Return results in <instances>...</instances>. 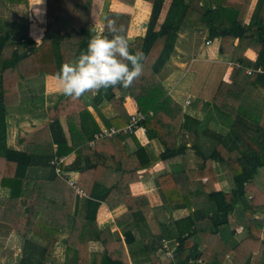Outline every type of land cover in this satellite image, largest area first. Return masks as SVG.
<instances>
[{"label": "trees", "instance_id": "1", "mask_svg": "<svg viewBox=\"0 0 264 264\" xmlns=\"http://www.w3.org/2000/svg\"><path fill=\"white\" fill-rule=\"evenodd\" d=\"M119 1L131 6L135 0ZM146 1L151 6L145 31L133 38L127 35L129 12L106 10L98 32L92 19V0H45V25L40 39L35 40L24 31L12 40L5 29L3 6L7 2L27 6L28 0H0V140L7 138L8 107L19 103L20 82L42 74L57 77L62 64L85 52L93 36L111 35L105 31L108 19L123 26L130 51L144 54L143 73L131 87L100 89L90 100L85 95L78 99L62 97L46 109L48 121L33 132L31 141L38 148H7L0 155V187L9 188L8 196H0L1 216H11L7 222L25 240L30 241L29 235L34 233L46 241L37 253L34 248L28 249L18 264H129V259L138 264H191L197 259L205 264H224L231 249V264H264L260 254L264 247L260 238L264 192L253 181L258 169L264 168V115L241 102L245 94L264 102V0H169L162 19L159 18L165 0ZM139 10L143 11L140 7ZM21 21L26 30V14ZM194 31L205 32L208 40L217 38L218 51L228 55L233 63L229 80L219 81L212 100H197L193 105L225 126L219 130H198L200 120L189 115L165 85L166 68L179 33ZM248 49L256 53L254 60L245 54ZM125 96L132 97L144 115L140 124L147 137L161 144L157 156L150 158L133 133L94 138L101 127L88 106L97 108L103 102L111 103L115 114H100V118L107 127H122L129 118L123 107ZM184 130L195 134L193 143L187 145ZM206 133L214 143L205 151L197 141L200 134ZM126 135L135 140L133 151L127 150ZM189 148L199 158L196 167L169 171L168 164L180 161ZM71 153L73 160H62L57 166L62 171L78 173L75 186L85 193L82 196L75 186L59 178L52 162ZM157 160L164 164L163 173L157 177L164 201L171 207L189 210L188 215L175 221L178 244L173 257L164 259L156 256L152 243L137 241V214L148 200L145 195L130 191V183L139 179V170ZM212 162L228 166L232 178L229 189H215L210 179L200 185L192 182V178L207 175ZM30 167H47L50 174L29 179ZM201 196L212 203L211 212L202 207ZM102 202L110 209L121 204L126 207L114 219L123 240L113 237L109 227H98L96 212ZM238 203L247 216V233L229 247L219 236V228ZM41 213L61 227H69L68 235L62 239V259L55 258L54 253L59 228L40 218ZM256 213L263 216L255 217ZM91 240L100 241L103 249L90 251Z\"/></svg>", "mask_w": 264, "mask_h": 264}, {"label": "crops", "instance_id": "2", "mask_svg": "<svg viewBox=\"0 0 264 264\" xmlns=\"http://www.w3.org/2000/svg\"><path fill=\"white\" fill-rule=\"evenodd\" d=\"M255 1V0H254ZM253 1V2H254ZM169 0H165L163 9L161 11V15L159 19H162L164 16L165 10L168 6ZM134 5H136L134 9ZM151 4L146 0H135L133 6L123 3L119 0H109L108 2V9L122 11V12H129L131 14V19L129 23V27L127 30V35L129 38H133L136 35L143 34L145 31V23L148 19V15L150 12ZM39 7V5H38ZM41 16H45V0H41ZM139 7L142 8L143 11L139 10ZM3 8H5V22L15 23V22H22L21 16L24 14L27 15L28 18V25H26L27 34L32 37L30 34V30L33 29L37 32H40L38 35L40 37L43 34L44 27L40 25V20L36 24L34 23L33 15L35 11H32V0H28V5L25 6L23 4H14V3H6ZM93 10V7H92ZM105 10V11H106ZM104 11V12H105ZM135 13V14H134ZM104 14V13H103ZM135 15H137V19H135ZM142 15V16H141ZM163 15V16H162ZM146 17V20L141 23L138 27L135 23V20H138V17ZM133 18V19H132ZM12 20V22L10 21ZM143 21V20H142ZM36 25V26H35ZM103 25V22H102ZM102 26L100 27L101 30ZM5 29L7 30V26L5 25ZM99 30V29H97ZM99 30V31H100ZM11 31V30H10ZM202 35V39L198 40V36ZM35 39L34 37H32ZM207 34L201 31H194V32H183L179 33L176 43H175V51L172 55L170 61L168 62L167 68L168 72L166 78H171L173 74L178 71V68H182L183 65L186 63V56L189 54L194 57H191V60L194 62L199 60L195 64V68L198 70H202L206 76L210 73L215 72L221 77V80L228 81V77L232 68L233 63L230 61L228 55L221 54L220 56L217 55L218 46L215 49L210 47L211 40L217 39H210V42L207 44ZM37 38L35 40H39ZM219 40L217 39V42ZM219 43V42H218ZM197 54L199 57H196ZM245 54L252 60L255 59L256 53L248 49ZM225 64V69L223 65ZM42 76L43 79V86L41 91L38 92L39 97H34L33 92L29 90H25V95L23 90L18 89L19 94L21 95L19 103L17 105H12L8 107V134L7 138L4 140H0V155H4L7 148H14L17 150H24L28 147L38 148L37 143H33L31 141L33 139V132L37 130L39 127L43 126L47 121L48 117L46 115V109L53 105L54 101L57 99H61L65 95L62 94L61 90H51L50 86L54 83L60 86V82L57 77L46 74V75H36ZM219 83V82H218ZM218 85V84H217ZM167 87V86H166ZM168 88V87H167ZM217 88V86H216ZM175 88L171 90L170 93H173ZM216 90V89H215ZM215 93V91H214ZM213 93V95H214ZM87 94V93H86ZM85 94V97H86ZM94 94V93H92ZM91 94V95H92ZM194 99H189L191 102L189 106L184 107L186 112L194 117H197L200 121L197 125V129L202 131L204 128L215 129L219 130L221 127H225L221 125L215 120H212V115L207 116L206 111L200 107H193L197 100L201 102H209L212 100V97L208 98L202 96L199 93H196V97H194L193 93H191ZM264 94V92H263ZM24 95V96H23ZM173 96V95H172ZM190 95H186L183 100ZM174 97V96H173ZM91 98V96H90ZM88 100H90L88 98ZM178 101V100H177ZM242 104L250 109L253 112H256L258 115H264V102L259 101L255 97L251 96L250 94L243 95ZM184 101L182 102V104ZM23 106L25 108L23 111ZM199 106H202L200 104ZM123 107L125 111L129 114L137 109V104L135 100L130 96H125ZM88 108L94 115L96 121L98 122L100 127L105 126L100 118V114H103L106 117L113 116L115 111L111 103L103 102L102 104L98 105L97 108L89 105ZM12 110L16 113H12ZM22 111V112H21ZM19 112V113H17ZM30 112V113H27ZM101 112V113H100ZM29 115V116H28ZM61 120L64 125V117H61ZM13 121V122H11ZM66 129V126H63ZM183 139L187 140V145L193 143L196 139L195 134L191 130H184L183 131ZM135 137L139 140V142L145 148L146 153L150 158L155 157L158 153L162 150L161 144L156 139H149L145 134L144 129H137L136 132H133ZM182 136V135H181ZM198 144L206 151L209 149L214 140L212 136L208 133L200 134L198 136ZM125 145L128 151H133L135 149V140L126 135L124 137ZM65 162H69L73 160L74 153H71L68 156H63ZM199 158L196 156V153L193 149H187L183 154L182 158L178 162H172L168 164L169 171L171 172H180L183 169L187 168H194L197 165ZM164 171V164L157 160L151 166L139 170V179L135 182L130 183V191L133 195H145L148 200V205L141 209L140 214H137V222L140 224L139 229L135 230L136 239L137 241H141L147 244L152 243L155 246V254L160 259H164L165 257L162 255L160 251V246L162 244L163 238L170 240L172 244L174 240H176V233H175V221L188 215L189 210L186 208H174L169 206L165 201L160 192V189L157 184V177L163 173ZM67 172L69 178L75 179L77 178L78 173L74 171H64ZM1 173V171H0ZM50 174V170L47 167H30L27 170V177L29 179H34L37 176L39 178L45 177ZM61 180L66 181L63 177L58 175ZM226 176V178H225ZM204 178H206L204 180ZM210 179L213 182L215 189H229L232 186V178L230 175V171L227 165L212 162L211 167L209 168V173L204 175L202 178H192V182H196L197 185L202 184ZM254 185L258 189L264 192V168H259L255 177H254ZM202 182V183H201ZM53 186V185H52ZM57 186V185H56ZM60 186V185H58ZM9 188L8 187H0V196H8ZM82 196V195H81ZM201 205L203 208L208 209L211 212L212 203L209 202L206 196H201ZM2 206H0L1 208ZM126 211V207L121 204L115 207L114 209H110L104 202H102L96 212V221L99 228L109 227L113 232V237L120 238L121 240L124 239V235L122 234L120 228H118L114 222L115 217L119 216L123 212ZM2 212H0V256L3 259V264H6V260L14 259V262L10 264H18V261L21 257L25 254V252L31 248H34V252L37 253V249H39L40 245H44L46 241L41 239L38 235L34 233H30L29 239L27 241L21 236L17 231L12 229L10 224L7 222L11 219L1 216ZM40 218L44 219L48 224L51 226H56L59 228V233L57 235V246L55 247V258L58 249H61V252L57 257L63 258L64 255V245L62 239L68 235V225L62 226L57 221L51 220L45 214L41 213L39 215ZM255 217L263 216L260 213H256ZM246 221L247 216L243 211V205L238 203L235 209L228 215V220L225 224H223L219 228V236L223 239L224 242L228 244L229 247L234 246L238 243L242 238L246 236L247 228H246ZM169 232V236L167 233ZM260 238L264 240V217H263V224L262 230L260 233ZM161 239H163L161 241ZM30 242V243H29ZM37 243V244H36ZM33 246V247H32ZM125 250L127 252V245L124 243ZM103 249V245L100 241L91 240L89 241V250L90 251H97L100 252ZM175 249V248H174ZM232 250V249H231ZM229 251L227 253L224 264H231V261L234 257V252ZM256 252V251H255ZM128 253V252H127ZM174 253V250H173ZM260 254H262L263 261H264V247L261 249ZM36 255V254H35ZM173 257V256H172ZM171 258V257H170ZM200 260V261H199ZM191 264H205L202 259H197L196 261L191 260ZM64 263V261H63ZM129 264H138L133 263L129 259Z\"/></svg>", "mask_w": 264, "mask_h": 264}, {"label": "clouds", "instance_id": "3", "mask_svg": "<svg viewBox=\"0 0 264 264\" xmlns=\"http://www.w3.org/2000/svg\"><path fill=\"white\" fill-rule=\"evenodd\" d=\"M105 31L93 36L85 52L74 61L62 64L57 73L63 95L78 99L100 89L131 87L143 73L144 54L130 51V44L122 25L108 19Z\"/></svg>", "mask_w": 264, "mask_h": 264}, {"label": "rangeland", "instance_id": "4", "mask_svg": "<svg viewBox=\"0 0 264 264\" xmlns=\"http://www.w3.org/2000/svg\"><path fill=\"white\" fill-rule=\"evenodd\" d=\"M108 2H109V0H92V7H93L92 19L94 20L93 22L95 24V27L99 30H100V27L102 26V22H103V13L108 8ZM38 5H39V7H38ZM135 7H136V5H134V9H135ZM41 9H42L41 0H32V11H35L34 12L35 14L33 15L34 23L36 24L37 22H39L38 20H40V25L44 27L45 16L44 15L41 16L42 15ZM141 16L138 17V20H135V22L137 21L135 24L138 27L141 25L142 22H144L146 20V17L144 18ZM135 19H137V15H135ZM10 21L12 22V20H10ZM5 25L7 26V30L9 31L12 40H16L20 32L25 33L24 31H26L25 25L23 24V22H20V21L15 22V23L5 22ZM99 30H98V32H99ZM39 33L40 32H37L34 30V26H33V29L30 30V34H32L31 36L34 37L35 39L37 38V36H38V38H40V35H38ZM202 37H203L202 35L198 36V40L202 39ZM201 41H203V39ZM216 46H218L217 39L211 40L210 47L215 49ZM216 52H217L218 56L221 55V53L218 51V49ZM192 55H196V53L192 54ZM192 55L191 54L187 55L185 58L186 63L183 65V67L180 69L178 68V71H176L171 78L165 79V85L169 89H170V87H171V90L173 88H175L173 93H171V94L181 104L184 101V103H183L184 107H186V106L188 107L190 104V103L185 104V100H183L186 95H190L187 97H190L189 99H191V100L194 99L191 93H193L194 97L197 96L196 93H199L202 96L210 98V97H212L218 82L221 80V77L218 75V73L212 72L208 76H206V74H204V72L202 70L196 69L195 64L199 60H197L195 62L193 60H191V57H194ZM196 57H199V55L197 54ZM223 68L225 69V64L223 65ZM42 82H43L42 76H37V77L33 76V77H30L24 81H21L19 86H18V89L20 87V90L22 89L23 93L25 92V90H27V91L29 90L30 92H33L34 97L35 96L39 97L38 92L41 91V88L43 86ZM50 89L51 90H58V89H60V86L53 83L50 86ZM171 90H169V92ZM91 94H92V92L87 93L85 99L86 100H88V98L90 99ZM24 95H25V93H24ZM247 95H249V94H247ZM57 101H58V99H57ZM55 102L56 101H54V103ZM190 107H191V105L189 106V108ZM25 108H26V106L25 107L23 106V111L25 110ZM13 112L16 113L15 111L12 110V113ZM24 112H26V111H24ZM17 113H19V112H17ZM27 113H30V112H27ZM11 122H13V121H11ZM225 178H226V176H225ZM61 250H62V248L57 250L56 257L59 255ZM7 258H9V260L7 261V259H5L7 262L6 264H10L11 262H14L13 261L14 259H12V258L10 259V257H7ZM0 264H3V259L1 258V256H0Z\"/></svg>", "mask_w": 264, "mask_h": 264}, {"label": "built area", "instance_id": "5", "mask_svg": "<svg viewBox=\"0 0 264 264\" xmlns=\"http://www.w3.org/2000/svg\"><path fill=\"white\" fill-rule=\"evenodd\" d=\"M210 40H206V43L208 44ZM247 72L250 73L251 69H247ZM191 101L189 98H186L185 104H189ZM144 119V115L138 110H134L133 112L129 113V118L126 124L122 127H115V126H103L100 128V130L94 134L95 139L104 138L106 136H112L116 134H127V133H133L136 132L137 129H144V127L140 124V122ZM93 141H91L92 143ZM64 160V157L55 158L52 160V162L55 164V172L63 177L70 185L73 187L75 186V179L69 178L67 175V172L62 171L58 166V162ZM206 178H204L205 180ZM76 191L80 195H85V193L75 186ZM178 242L177 240H174L173 243H170V240H163L162 244L160 246V251L162 252V255L165 258H170L173 256V250L177 246ZM200 261V260H199Z\"/></svg>", "mask_w": 264, "mask_h": 264}]
</instances>
